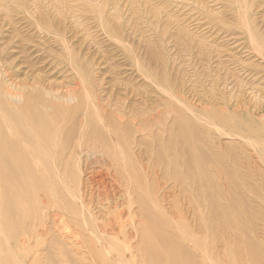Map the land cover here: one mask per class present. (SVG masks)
Wrapping results in <instances>:
<instances>
[{
  "label": "rangeland",
  "instance_id": "rangeland-1",
  "mask_svg": "<svg viewBox=\"0 0 264 264\" xmlns=\"http://www.w3.org/2000/svg\"><path fill=\"white\" fill-rule=\"evenodd\" d=\"M38 16L44 19L40 22L42 26L54 32L58 29L65 32L67 51L55 44L47 32L31 28L32 23L36 25L34 22ZM250 34L256 40L249 37ZM20 37L30 41L22 43ZM252 40H258L259 46L262 45L260 50L257 42L255 44ZM263 45L264 0H0V78L3 90L9 89L10 83H32L33 80L42 88L62 92L78 85L81 95L90 93L92 97L94 93V101L98 100L109 110L115 108L112 105L131 101L151 111L155 117L159 111L157 94L160 91L156 86L160 82L167 130L163 135V146L149 152L136 150L131 159L135 163L136 155L138 165L149 174L151 195L154 198L165 196V202L161 204L163 213L157 212L163 219L162 228L168 233L175 232L176 238L185 239L186 234L202 237L209 246L212 236L206 231L209 223H205L206 220L210 222L208 211H199L202 203L199 198L203 194L196 193L198 186L184 177V162L190 155H197L198 141V155L206 156V161L201 163L202 169L219 177L204 182L210 187L222 188L229 183L235 204L233 202L231 206L218 199L219 204L229 210L230 224L236 222L238 225L234 227L248 229L242 230L241 235L239 230L229 228L230 236L224 241L221 232L214 234L216 247L225 251V256L220 255V258L213 254L214 251L209 253L208 262L220 260L214 264H264V260L254 263L238 260L236 256L237 248H245L243 242L237 244L241 239L250 238L264 249V205H259L264 200V163L258 159L264 155V120H258L264 117ZM20 46L26 52L31 51L27 61L34 65L32 69L22 63L23 54L17 49ZM67 56L70 61H66ZM139 72L151 76L154 91L149 89L150 84ZM9 74L11 79L6 78ZM87 100L83 103L84 108L90 105ZM3 105L6 102L0 97V109ZM237 108L243 109L244 113L238 119L250 124L251 130L262 134L263 138L259 136L244 141L241 137L238 139L239 136L227 135L228 132L224 136L209 129L203 120H213L217 114L228 120L234 117L232 111ZM253 113L258 114L256 120L248 119ZM0 118L5 116L0 113ZM8 127L17 135L10 125ZM240 129L247 131L244 126ZM253 150H257L256 155ZM258 153L263 155L257 157ZM4 158L0 163V264H156L138 249L137 243L142 236L151 239L157 252L167 255L153 235V231L158 230L154 219L150 231L129 227L117 236V244L122 245L126 238L130 245L123 259L111 257L112 253L104 246L85 245L86 240L95 235L74 227L64 213L43 209L39 215L37 175L32 159L19 165L13 152ZM78 169L74 172L78 173L76 177L72 178L71 174L68 183L65 182L68 190L72 189L74 179L87 183L89 174L82 172L81 165ZM219 169L223 173L220 174ZM101 171L102 176L95 175V180H88L94 183L95 204L115 202L114 191L118 189L112 183L114 171ZM179 175L182 178L174 179ZM237 175H243L244 179L237 180ZM243 182L244 187L234 190L233 187ZM239 198L245 199L247 210L238 202ZM51 200L52 205L63 207L59 198ZM105 214L102 221L114 223L115 220ZM154 214L156 216V212ZM133 215L135 213L125 215L123 222L138 224L140 217ZM53 238L64 240L68 256L66 251L52 244ZM206 248L204 245L203 249ZM162 264H170V261Z\"/></svg>",
  "mask_w": 264,
  "mask_h": 264
},
{
  "label": "bare ground",
  "instance_id": "bare-ground-1",
  "mask_svg": "<svg viewBox=\"0 0 264 264\" xmlns=\"http://www.w3.org/2000/svg\"><path fill=\"white\" fill-rule=\"evenodd\" d=\"M43 20V17L38 16L36 22H34L36 23V25L31 22V28L36 29L40 32H47V34L51 36V40L54 41L55 44H58L62 49L67 51V44L64 39L65 32L59 29L54 32L52 29H49L46 26H42L40 22ZM251 36L252 35L250 34L249 37ZM251 38L253 39L254 37ZM20 39L22 43L25 44L30 41V39H26L25 37H20ZM255 42H257V46H259L260 43L258 44V40L254 41V43ZM260 47H262V45L259 46V50ZM17 49H19V51L21 50L20 53L23 54L22 58L24 60L22 63L26 64L27 68L29 67L30 69H32L34 65L30 61H27V59L30 58L32 54L31 51L26 52L22 50L23 48L21 46L17 47ZM251 49H253V47ZM33 53H35V51ZM65 58L66 61L69 60L68 56ZM137 67L139 66L137 65ZM141 75L144 76V78L150 84L149 89H151V91H154V82L151 76L149 74L144 75L142 73ZM6 78L11 79V75L9 74ZM10 84L11 85L9 89L4 88L3 90L0 78V97H2V99L6 102V105H3V108L0 109V113L5 116V118H0V163H3V159H5L4 157L6 156V154H11V152H13L14 156H16L15 160L19 165H22L23 162L27 163L31 158L34 162L33 167L35 170V174L37 175L36 204L39 206V215H41L43 209H53L57 213H64L70 218V221L74 224V227L80 229L82 228L84 231L90 232L91 235H95L93 236L94 238L86 240L85 245L92 247L104 246L112 253L111 257L114 256L118 259H123V257L126 256L124 254L128 251L130 245L125 237V239H123L122 241V245L117 244V236L122 234L129 227L133 229L138 227L141 229V231L144 232L150 231L153 227L152 219H154L155 223H157L158 225V230L153 231L155 232L153 235L156 240L160 242V246L164 251L167 252V255L164 256L157 252V246H155L151 239H149L147 236H142L140 242L137 243L138 249H142L149 260H153L154 262H156V264H162L165 261H170V264H214L213 262H218V258H220V255L225 256V251H222V247H216V244L214 243V234H216V232H221L224 236V239H222L224 241L225 238L227 239L226 236H230V232H228L229 228H231L230 230H239L241 232V235L243 234V231L248 230L234 227L238 225L236 224V222L230 224V218L228 215L229 210H227L225 206L219 204V200L226 201L231 206H233V202L235 204V201L231 198V194L229 192V183L227 185H224L225 187L223 188L214 185L210 187L209 185H207V183H205L208 179L214 181V177L218 176L217 174H214L213 176L206 170L202 169L201 163L202 161H206L204 159L206 156L203 157V155L201 154V157L200 155H198L200 151L198 141H196L197 155H190V158L184 162V165H186V173H184V177H186V180H188L192 185L198 186V188L195 190L196 193H199L201 195L203 194L199 198L200 202H202L200 206L201 208L199 206L198 207L199 211H201V209L202 211L203 209L208 211V220L210 222H208L207 220L205 221V223H209L206 231L209 235L212 236V239L209 240L212 242L208 246V241H205L204 238L202 239V237L197 236L189 237L188 234L185 235V239H181L179 237L176 238L175 232L168 233V231L162 228L163 219L161 220L160 217L162 216H160L157 212L163 213V207L161 204L163 203L165 196L157 195L154 198V195H151L148 178L149 174H147V171L142 168V165H138V158L136 155L135 163L132 162L131 159L136 150L149 152L155 150L156 148L160 150L163 146V135L167 130L164 111L165 102L164 96L161 93L162 88L159 81L156 86V89L159 88L161 91L160 92L158 89L159 93L157 94L159 99L157 107L159 111L156 113L155 117H152L151 111L147 109L145 110L141 107L140 104L136 105L131 101H129V103L120 105H112V108L113 106H115V108L109 110V108H106L104 105L99 104L100 102L98 103V100H95L97 101V103L94 101V99L96 98V96L93 95L94 93L92 94V97L90 93H87V91L86 95L88 97L83 94L81 95L79 90L80 87H78L77 83L76 88L64 92L42 88L39 82H36L34 80L32 81V83L23 81L22 83L16 85L12 83ZM83 89L84 87L82 88V90ZM88 98L90 101L87 100ZM86 100L89 101V103L87 104L90 105L84 108L83 103H86ZM210 109L211 110L209 111L212 112V108ZM254 111L260 112L259 110ZM241 113L244 114L243 109L237 108L235 111H232L234 117H231L228 120L219 117V114H217L213 120H205L204 118L203 120L207 123L206 125L209 129H215L216 132L218 131V133H223L224 136L225 133L228 132L227 135H236L235 137L239 136L238 139L241 137L242 139H244V141H250L259 136L260 138H263L262 134L256 133V131L251 130L252 127L250 124L247 125L246 123H243L238 119V116H241ZM257 115L258 114L255 113H253L252 115H248V119L256 120ZM252 117H254V119ZM258 120L262 121L264 120V117H261ZM249 123L251 122L249 121ZM7 124L10 125L15 132H17V135H14L12 133ZM243 126L247 131H245V129H240ZM192 127L194 129V126ZM137 136H142L143 139L142 137L139 138ZM144 137L146 138L144 139ZM253 142L255 143L256 141ZM29 151H32V153H30ZM255 151L257 150H253V153H255ZM258 152L260 151L258 150ZM261 154L258 153L257 157H259V155ZM214 158L212 160L210 159L211 164L213 163ZM258 159H260V161L264 163V155L262 158L259 157ZM79 165H81V167L83 168V173H86L87 175L89 174L88 180H91L90 178L94 179L95 175L100 176L103 173L101 170H104L108 173L113 169L114 176L112 177V183L116 185L119 191H114V196L116 195L117 197L115 199L116 201L112 203H110L109 201L106 204H102L103 202H96L95 204V192L93 193L94 183L90 181L91 184L88 186L87 184L90 183L88 180L87 183H80V181L74 179L75 181H72V189L68 190L66 188L65 182L68 183V180H70L71 178V174H73L72 178L76 174H78L74 172H77V170H79ZM220 166L222 165L220 164ZM96 168H98V170H96ZM220 170L221 169L217 171ZM221 173L223 172L220 171V174ZM181 176L179 175L174 179H180L182 178ZM235 178L237 180H240L244 179V176L237 175L235 176ZM98 182L100 183L99 180ZM244 184V182L243 184L239 183L233 188L234 190H238L241 187H244ZM55 197L59 198V201L61 202V204H63V207L60 208L58 206L52 205L53 201L51 199H54ZM216 197L218 198L215 199ZM239 200L241 202H238L242 204L245 210H247L248 206L245 203V199L239 198ZM255 200L257 201V198H255ZM259 202L260 201L256 203L259 204ZM261 202L262 203H260L259 205L263 207L262 205H264V200ZM134 209H136V212H133ZM9 210L10 209H8V211ZM39 210H33V212H39ZM155 212L156 216L154 214ZM131 213H135V215L137 214L140 217L138 224H136L135 222H130L129 219H127L131 215ZM104 214L107 216L109 215L113 220H115L114 223L103 222L102 217L104 216ZM125 215H129L126 217L129 222H123V220H125ZM62 216L64 217V215ZM78 220L80 222H78ZM166 226L169 227V225ZM222 228L223 230H218ZM183 231L185 232V230ZM186 236H188V238ZM51 240L52 244H56L58 247H60L61 250L66 251L65 243L63 242L64 240L61 241L55 238ZM233 242L235 241L233 240ZM239 242H243L245 248L236 249V256L237 258H239L238 260L244 259L254 263L263 262L262 260H264V251L261 252V250L264 249L261 248L259 244H256L250 238H247L244 241L242 239L238 240L237 244H239ZM204 245L207 246L206 249H203ZM213 251L215 252L213 254H217L218 258L216 260H211L210 262H208V259L210 257L209 253ZM66 255L68 256L67 251ZM129 256L130 255H128V257ZM118 264H121V262Z\"/></svg>",
  "mask_w": 264,
  "mask_h": 264
}]
</instances>
